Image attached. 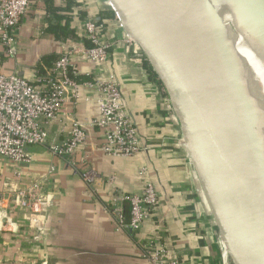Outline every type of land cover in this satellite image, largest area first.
<instances>
[{
  "label": "crops",
  "instance_id": "1",
  "mask_svg": "<svg viewBox=\"0 0 264 264\" xmlns=\"http://www.w3.org/2000/svg\"><path fill=\"white\" fill-rule=\"evenodd\" d=\"M232 1L249 18L239 0ZM111 12L107 0H31L15 31L16 55H8L0 43V75L16 74L43 90L42 79L51 63L69 50L74 69L91 77L90 82L115 77L148 150L131 159L106 157L100 151L104 133L91 125L99 116L96 88L86 81L80 84L78 100L68 93L48 133L53 142L63 143L73 121L83 125L87 141L71 157L75 166L43 147L30 148L28 165L0 158V264H146L143 249L152 242L164 245L169 258L180 264H224L168 97L149 63L132 57L137 47L129 42L116 16L107 15ZM88 19L99 26L101 41L111 46L105 64L82 57L89 45L84 33ZM67 21L72 36L50 31L51 25L64 26ZM142 168L159 178L169 202L160 201L155 215L133 230L127 202L116 207L122 209V224L113 212L114 187L126 195H139L145 179ZM85 169L98 173L97 186L83 180ZM21 192L41 199V213L32 225L20 204Z\"/></svg>",
  "mask_w": 264,
  "mask_h": 264
},
{
  "label": "water",
  "instance_id": "2",
  "mask_svg": "<svg viewBox=\"0 0 264 264\" xmlns=\"http://www.w3.org/2000/svg\"><path fill=\"white\" fill-rule=\"evenodd\" d=\"M107 1L140 50L132 57L149 63L168 97L224 264H264V176L256 136L209 7L204 0ZM239 2L264 40V0ZM151 178L159 201L168 203L159 178Z\"/></svg>",
  "mask_w": 264,
  "mask_h": 264
},
{
  "label": "built area",
  "instance_id": "3",
  "mask_svg": "<svg viewBox=\"0 0 264 264\" xmlns=\"http://www.w3.org/2000/svg\"><path fill=\"white\" fill-rule=\"evenodd\" d=\"M30 5L31 0H0V43L7 48L10 56L17 53L15 31L29 11ZM98 28L94 21H85L84 33L89 45L82 50V57L89 63L105 64L111 46L101 41ZM129 42L132 43L131 40ZM137 50L140 53L138 48ZM72 75L79 74L72 65L69 50L51 63L47 76L42 79L45 83L43 90L37 89L16 74L0 75V158L18 165H28L32 162L30 148L43 147L52 155L64 158L70 165L75 166L71 157L87 141L83 125L73 121L68 139L63 143L53 142L48 133L49 125L64 108L68 93L73 100L79 99L80 84ZM85 84L97 90L99 116L91 125L104 133L105 140L100 151L106 157L115 159H131L144 152L146 149L122 101L120 85L115 77ZM140 175L145 179L139 195H126L114 187L113 212L118 215L122 224V209L116 207L123 202L129 203L132 217L129 227L133 230H139L145 221L151 219L160 205L148 170L142 168ZM81 177L89 186H97L100 179L93 169L81 171ZM110 183L114 185V179ZM20 204L32 225V221L41 213V199L31 192H21ZM9 226L7 223L5 230ZM143 257L146 264H179L176 259L169 258L168 249L164 245L153 242L144 246Z\"/></svg>",
  "mask_w": 264,
  "mask_h": 264
},
{
  "label": "bare ground",
  "instance_id": "4",
  "mask_svg": "<svg viewBox=\"0 0 264 264\" xmlns=\"http://www.w3.org/2000/svg\"><path fill=\"white\" fill-rule=\"evenodd\" d=\"M204 1L209 7L215 35L225 47L231 62L234 84L246 99L248 125L254 138L256 136L257 156L264 176V69L257 64L255 52L253 54L249 48V44L253 43L264 59V40L238 3L232 0ZM216 6H219L220 11L215 9ZM224 15L229 17V21ZM243 29L248 30L251 41L243 36Z\"/></svg>",
  "mask_w": 264,
  "mask_h": 264
},
{
  "label": "trees",
  "instance_id": "5",
  "mask_svg": "<svg viewBox=\"0 0 264 264\" xmlns=\"http://www.w3.org/2000/svg\"><path fill=\"white\" fill-rule=\"evenodd\" d=\"M52 10V8H51ZM107 15H109V17H114L115 14L113 12L111 13H107ZM69 21H67V23L64 26H60V25H51L50 26V31L56 35H61L63 37H69L73 35V31L69 28ZM50 66V65H49ZM71 77H73L74 80L77 81V83L82 84L86 81H89L91 79V77H87V76H81V75H77L74 76L72 75ZM128 209L131 211V206L129 203H126Z\"/></svg>",
  "mask_w": 264,
  "mask_h": 264
},
{
  "label": "rangeland",
  "instance_id": "6",
  "mask_svg": "<svg viewBox=\"0 0 264 264\" xmlns=\"http://www.w3.org/2000/svg\"><path fill=\"white\" fill-rule=\"evenodd\" d=\"M237 3V2H236ZM216 10L220 11L219 6L215 7ZM232 14L233 11H232ZM225 16V15H224ZM225 19H227L229 21V17L225 16ZM230 26V25H229ZM241 33L243 34V36H245V38H247L249 41H251V38L249 36V32L246 29L241 30ZM249 48L251 49L252 53L255 52V61L257 62V64L264 69V59L262 58L260 52L258 51V49L254 46L253 43L249 44ZM254 54V53H253Z\"/></svg>",
  "mask_w": 264,
  "mask_h": 264
}]
</instances>
